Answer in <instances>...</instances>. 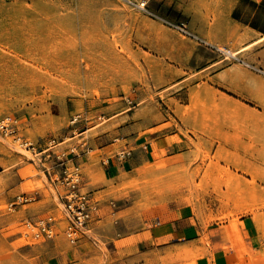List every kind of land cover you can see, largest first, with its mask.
Returning <instances> with one entry per match:
<instances>
[{"label": "rangeland", "instance_id": "rangeland-1", "mask_svg": "<svg viewBox=\"0 0 264 264\" xmlns=\"http://www.w3.org/2000/svg\"><path fill=\"white\" fill-rule=\"evenodd\" d=\"M226 2L0 0V117L13 115L21 133L41 147L50 138L63 140L58 145L69 144L66 154L116 113L125 114L128 123L163 122L162 112L187 102L180 81L206 53L219 65L247 62L242 53L235 59L176 28L187 23L181 15H224L223 8L230 6ZM242 3L228 15H261L253 23L264 29V0ZM173 93L176 99H170ZM222 108L221 117L204 108L200 133L210 139L207 144H195L175 157L162 153L156 162L128 173L120 185L127 193L110 199L100 215L134 200L143 206L157 203L158 208L187 206L207 221L264 208V195L257 190L263 191L264 184V131L248 129L253 118L246 111L236 108L237 116L229 117ZM78 113L82 117L73 122ZM253 122L263 124L264 115ZM172 124L163 122L159 128ZM87 128L89 132L80 133ZM177 138L181 136L171 140ZM45 157L52 159L48 152L32 153L0 133V264H49L51 241H29L20 232L27 217L54 214L64 219L55 188L60 165L44 164ZM18 194L35 198L10 209ZM120 246L119 240L106 241L97 231L81 244L84 256L65 264H125L116 260Z\"/></svg>", "mask_w": 264, "mask_h": 264}, {"label": "crops", "instance_id": "crops-1", "mask_svg": "<svg viewBox=\"0 0 264 264\" xmlns=\"http://www.w3.org/2000/svg\"><path fill=\"white\" fill-rule=\"evenodd\" d=\"M226 1L230 6L223 8L224 15L181 16L203 39L205 44L201 46L238 50L237 54L242 53L247 62L219 65L220 60L206 53L204 61L180 81L184 83L187 102L181 104L180 109L173 104L169 107L171 112H162L163 122L172 121L171 126L159 128L163 122L155 123L152 118L128 123L125 114L116 113L109 116V122L94 134L90 132L87 138L82 137L85 142L77 143L76 151L71 149L65 153L69 162L81 169V189L97 199L101 208L107 209L109 200L114 197H124L127 189L120 185L125 176L147 163L156 162V156L163 153L166 157H175L188 152L195 144H207L210 139L200 133L204 126V108L214 117H221L222 107H226L225 115L229 117L237 116L236 108L246 111L253 119L264 115V74L257 70H264V29L253 23L261 15H228L242 7L243 0ZM250 1L260 3L262 0ZM258 9H254V14ZM176 97L173 93L170 99ZM135 116L136 112L133 113ZM253 119L248 129L264 131V122L257 125ZM89 129L80 133H87ZM177 134L181 138L171 140ZM50 139L45 141L46 145ZM59 142L64 141L57 142L55 152L68 150L69 144L59 147ZM54 151L50 161L45 157L44 164L58 169ZM52 162L55 165L52 166ZM262 185L263 191L258 187L257 190L264 195ZM55 188L64 200L56 179ZM141 203V200L131 204L125 202L113 212L108 210L106 215L97 216L91 231L76 244L62 232L47 239L51 241L49 264H65L83 257L85 252L80 248L81 244L92 240L97 231L106 241L121 242L115 250L116 260L125 264H264V208L207 221L187 206L158 208L157 203L149 206ZM59 224L65 226V216L63 220L59 218Z\"/></svg>", "mask_w": 264, "mask_h": 264}, {"label": "built area", "instance_id": "built-area-1", "mask_svg": "<svg viewBox=\"0 0 264 264\" xmlns=\"http://www.w3.org/2000/svg\"><path fill=\"white\" fill-rule=\"evenodd\" d=\"M140 7L145 8V4H141ZM176 28L185 36L196 38L203 42V39L199 36L198 39L197 35L186 23L182 22L177 24ZM217 49L220 51L224 50V48L219 47ZM231 56L235 59L237 58L236 55ZM239 62L243 61L240 60ZM257 70L264 74L263 69L257 68ZM81 117L82 115L80 113L75 114L73 116V122L80 120ZM0 133L5 136H13L22 148L32 153L41 154L48 152L51 155L57 145L56 138L50 139L45 147H41L38 142L26 137L19 129L17 118L11 114L0 117ZM54 153L61 169V173L56 177V181L62 191L64 199L66 224L64 227H61L59 218L54 214H48L38 218L28 217L23 220L20 232L22 237L29 241L53 239L62 232L71 243L76 244L81 237L91 231L92 222L100 215L101 206L98 200L89 192L81 189L82 172L80 167L70 163L65 157L64 152L54 151ZM34 198L32 195L18 194L9 203V208L14 210L18 206L33 201Z\"/></svg>", "mask_w": 264, "mask_h": 264}, {"label": "bare ground", "instance_id": "bare-ground-1", "mask_svg": "<svg viewBox=\"0 0 264 264\" xmlns=\"http://www.w3.org/2000/svg\"><path fill=\"white\" fill-rule=\"evenodd\" d=\"M145 4V3H143ZM225 50V49H224ZM238 51V50H237ZM237 51H228V50H225V52H228L230 55H237ZM161 165V164H160Z\"/></svg>", "mask_w": 264, "mask_h": 264}]
</instances>
